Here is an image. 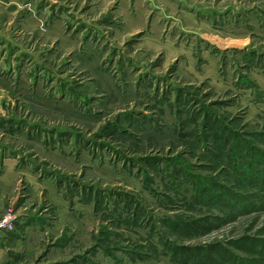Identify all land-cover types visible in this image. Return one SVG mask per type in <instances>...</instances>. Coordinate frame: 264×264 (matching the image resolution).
<instances>
[{"label":"rangeland","instance_id":"1","mask_svg":"<svg viewBox=\"0 0 264 264\" xmlns=\"http://www.w3.org/2000/svg\"><path fill=\"white\" fill-rule=\"evenodd\" d=\"M118 5L0 0V264H264V0Z\"/></svg>","mask_w":264,"mask_h":264},{"label":"built area","instance_id":"2","mask_svg":"<svg viewBox=\"0 0 264 264\" xmlns=\"http://www.w3.org/2000/svg\"><path fill=\"white\" fill-rule=\"evenodd\" d=\"M13 226V219L11 217H5L0 221L1 229H11Z\"/></svg>","mask_w":264,"mask_h":264},{"label":"crops","instance_id":"3","mask_svg":"<svg viewBox=\"0 0 264 264\" xmlns=\"http://www.w3.org/2000/svg\"><path fill=\"white\" fill-rule=\"evenodd\" d=\"M110 1H115V2H118V6H119V8H121V10H122V12H123V4L125 3V2H127V0H110ZM134 2H137L138 0H133ZM125 15H126V12H123ZM127 16V15H126ZM142 17V16H141Z\"/></svg>","mask_w":264,"mask_h":264}]
</instances>
